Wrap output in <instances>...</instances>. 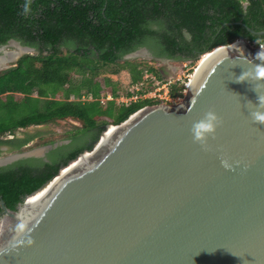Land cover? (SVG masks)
Instances as JSON below:
<instances>
[{
  "label": "water",
  "instance_id": "obj_1",
  "mask_svg": "<svg viewBox=\"0 0 264 264\" xmlns=\"http://www.w3.org/2000/svg\"><path fill=\"white\" fill-rule=\"evenodd\" d=\"M137 57L153 59L146 48L124 59ZM257 65L264 66V50L243 39L212 51L182 103L144 107L102 140L111 125L104 126L94 147L61 167L34 205L26 201L39 191L14 211L1 201L0 250L8 251L0 264H264V125L253 123L247 107L258 104L255 84L237 82ZM257 91L264 94V86ZM209 110L221 125L205 151L190 129ZM83 152L90 155L60 175ZM29 230L34 243L25 246Z\"/></svg>",
  "mask_w": 264,
  "mask_h": 264
},
{
  "label": "trees",
  "instance_id": "obj_2",
  "mask_svg": "<svg viewBox=\"0 0 264 264\" xmlns=\"http://www.w3.org/2000/svg\"><path fill=\"white\" fill-rule=\"evenodd\" d=\"M150 21H162L165 30H151ZM184 28L191 33L190 41L182 36ZM249 30L264 31V0H0V47L14 40L37 52L0 72V146L21 152L42 134L25 131L29 127L64 119L83 125L69 144L48 153V162L31 158L0 167V202L16 210L25 197L52 182L61 167L91 150L104 126L120 125L137 111L160 102L147 97L117 103L120 95L113 88L114 99L104 104L100 96L106 95H101L98 80L101 70L113 67L115 75L126 71L129 86L144 83L139 94L147 95L154 90L152 78L163 82L166 78L125 56L146 48L152 62L194 64L239 39L264 42V35ZM103 84L110 86V79L104 77ZM183 89L182 82L173 81L169 97H182ZM17 131L22 138L3 139Z\"/></svg>",
  "mask_w": 264,
  "mask_h": 264
},
{
  "label": "rangeland",
  "instance_id": "obj_3",
  "mask_svg": "<svg viewBox=\"0 0 264 264\" xmlns=\"http://www.w3.org/2000/svg\"><path fill=\"white\" fill-rule=\"evenodd\" d=\"M20 49V48H19ZM18 48H15L12 45H7L5 49L6 52L8 53H13V52H18L19 51ZM27 53V52H25ZM27 55H34L33 53H27ZM23 56V55H22ZM21 56V57H22ZM8 60V59H6ZM134 61H137L138 63H142L146 66L149 67H153L154 69L160 71L163 75L164 78L170 80L173 79L174 81L178 80L181 83V80L184 81L187 85L189 84L188 79L191 80L194 70L197 68L198 64L200 63V61L202 60V58L194 64H191L189 62L186 63H181V62H174V61H155L152 62L150 59L148 58H144V57H137L135 59H133ZM17 61L14 60L12 62H6L5 65H7L5 68L11 69L13 67L16 66ZM106 71L101 70L100 72V76L98 78V80L101 83V87H102V93L101 95H106V97L102 98V96H100V99L103 100V103L105 104L107 101L113 100L114 98L111 96V90L114 88L117 91V94L120 95V98L123 97V95H125L126 93H128V89L129 87V83H130V76L126 71H121L119 74H112L111 70L113 69V67H108L105 68ZM191 76V78H190ZM104 77H107L110 79L111 81V85L105 87L103 84V79ZM45 89H47V87H44ZM160 87L155 86L154 90L152 91L153 94H151L150 97H153V95H159L160 93L163 94L165 92L164 89H160L158 90ZM162 88V86H161ZM49 91H51V89H49ZM186 95V90L185 93H182V97H180L179 99H172L170 98V100L166 99L165 94H163L162 96V100H160V102L156 105L162 104V105H178L180 104ZM18 96V95H16ZM63 96V92L59 93L58 98ZM140 97V96H138ZM117 98V103H121L118 101H126L125 98L124 99H120ZM137 101V100H136ZM150 107V106H149ZM70 120V126H65L62 123L61 125H58L57 123L54 124H48L45 126H40V127H29L28 129H26L25 131L33 133L34 131H41L42 134L40 137L34 139L27 147H25L21 152H25V153H29L32 151L37 152L38 150H40L42 147L45 146H49L53 144H64V143H68L69 138L74 135V133H76L77 131L82 129V123L76 120ZM111 133V132H109ZM10 154V152H8ZM8 153H4L2 155H0L1 158H5L8 157ZM42 152H38L37 155L41 154ZM12 154V153H11ZM82 162V161H81ZM80 165V164H79ZM77 167V166H76Z\"/></svg>",
  "mask_w": 264,
  "mask_h": 264
},
{
  "label": "clouds",
  "instance_id": "obj_4",
  "mask_svg": "<svg viewBox=\"0 0 264 264\" xmlns=\"http://www.w3.org/2000/svg\"><path fill=\"white\" fill-rule=\"evenodd\" d=\"M25 11L27 12V7L25 8ZM148 26L151 30L156 32H162L165 30V25L162 21H150ZM181 33L184 40L190 41L192 39L191 33L186 28L182 29ZM260 55L261 54L258 53L257 57H259ZM247 72L238 77L237 82H242L245 79H250L255 84L254 90L258 93V104L254 106L251 102H249L247 104V107L249 109V116L253 123L264 125V94L257 91L258 87L264 86V66H255L253 69V75L251 77L246 76ZM242 77L245 78L242 79ZM220 125L221 121L214 111L209 110L205 112L201 119L195 121L192 124L190 134L192 136L193 142L199 144L203 150L207 151L208 140L210 138H215L216 129L220 127ZM221 165L226 170L232 169V164L229 163L228 159L222 158ZM29 233L30 230L29 232L24 233V235L22 236V242L25 246H31L34 243ZM7 251V249L0 250V254H5Z\"/></svg>",
  "mask_w": 264,
  "mask_h": 264
},
{
  "label": "built area",
  "instance_id": "obj_5",
  "mask_svg": "<svg viewBox=\"0 0 264 264\" xmlns=\"http://www.w3.org/2000/svg\"><path fill=\"white\" fill-rule=\"evenodd\" d=\"M248 44L250 45V47L252 48V49H255V50H264V42H248ZM205 56V55H204ZM203 56V57H204ZM202 57V58H203ZM147 74V73H146ZM150 76L147 74V76H146V80L149 78ZM190 78H191V76H190ZM152 80H154L155 81V83H154V87L155 86H157V87H160L158 90H162V89H164L165 90V92L163 93V94H165V97H166V99H167V97H168V99L170 100V97H169V94H168V92H169V88H170V86H171V84H172V82L174 81L173 79H170V80H168V79H166V81H159V80H156L155 78H152ZM190 81V79H188V82ZM181 82L183 83V86H184V89L182 90V93H184L185 92V90H186V83L184 82V81H182L181 80ZM145 86V84L144 83H140V84H137V85H132L131 87H129V89H128V93H133L134 95L132 96V97H130V98H128V97H126V95L125 96H123V97H121L120 99H124L125 98V100L126 101H118V102H121V103H124V104H128V103H130V102H132V101H136V100H138L139 98H159L160 100H162V96H163V94H159V95H153V97H150L151 96V94H153L152 92H150L149 94H147V95H143V96H141L140 94H139V92H140V90H141V88H143ZM161 86H162V88H161ZM138 96H140V97H138ZM177 99H179V98H177Z\"/></svg>",
  "mask_w": 264,
  "mask_h": 264
},
{
  "label": "bare ground",
  "instance_id": "obj_6",
  "mask_svg": "<svg viewBox=\"0 0 264 264\" xmlns=\"http://www.w3.org/2000/svg\"><path fill=\"white\" fill-rule=\"evenodd\" d=\"M247 46V45H246ZM19 49V48H18ZM20 49H22V48H20ZM3 52H4V55H2V56H0V69H2V68H4V67H6L7 65H5V63L7 62H12V61H14V60H16L20 55H22L21 54V51H18V52H13V53H9V54H6L5 55V53H6V51L5 50H3ZM25 52H27V50H25ZM16 55V56H15ZM5 56V57H4ZM13 56H15V58L13 57ZM207 55H205L203 58H202V60H204L205 59V57H206ZM9 58V59H8ZM6 59H8V60H6ZM202 60L200 61V63L202 62ZM199 63V64H200ZM199 64H198V66H199ZM5 65V66H4ZM198 66H197V68H198ZM197 68L195 69V70H197ZM194 70V71H195ZM193 77H194V73H193V76H192V78H191V80L189 81V84L187 85L186 84V93H187V91H188V88H189V86H190V83H191V81H192V79H193ZM185 93V92H184ZM183 93V94H184ZM183 102V101H182ZM181 102V103H182ZM115 130V127L113 126V125H111L110 127H109V129L106 131V135H105V138H103L102 140H104V139H106V137H108V135L110 134L109 132H111V131H114ZM104 136V135H103ZM42 152V149H40V150H38L37 152H35V154L37 155V153L38 152ZM88 155H90V154H88V153H86V154H83V156H80V158H79V160L80 161H83V157H88ZM14 157V156H13ZM13 157H11V158H13ZM10 158V159H11ZM8 160V159H7ZM6 159H3L2 160V163H5L6 161H7ZM75 165V164H74ZM72 166V167H70V168H67V169H65V170H62V172H61V174L60 175H64L65 173H68L69 171H71L70 169H73V167H76V166ZM45 190V189H44ZM44 191H39L38 193H36L35 195H32L31 197H29L28 199H27V201H26V205H28V206H31V205H34L37 201H39L41 198H42V196L44 195Z\"/></svg>",
  "mask_w": 264,
  "mask_h": 264
},
{
  "label": "flooded vegetation",
  "instance_id": "obj_7",
  "mask_svg": "<svg viewBox=\"0 0 264 264\" xmlns=\"http://www.w3.org/2000/svg\"><path fill=\"white\" fill-rule=\"evenodd\" d=\"M19 43V42H18ZM20 44V43H19ZM9 45V44H8ZM21 45V44H20ZM25 47V46H24ZM19 51H21V54L22 53H25V49H19ZM150 53V52H149ZM151 54V53H150ZM5 55H6V53H5ZM23 56H26V55H23ZM22 56V57H23ZM152 56V55H151ZM5 57V56H4ZM153 57V56H152ZM9 59V58H8ZM150 60H152V59H150ZM156 61H162L161 59L160 60H156ZM5 66V65H4ZM72 120V119H71ZM70 120L69 119H64V120H57L56 121V123L58 124V125H61L62 123L64 124V127L65 126H68V127H71L70 126ZM45 126V125H44ZM38 127H40V126H38ZM13 137H17V138H22L23 136H21V131H17V133L14 135V136H7V137H4L3 139H7V140H11V139H13ZM32 142V141H31ZM30 142V143H31ZM29 143V144H30ZM70 143V140L68 141V143L67 144H69ZM29 144H27L25 147H27ZM67 144H62V145H67ZM54 145V144H53ZM49 146H52V145H49ZM59 146H61V145H59ZM24 147V148H25ZM52 150V149H51ZM51 150H49V151H47L46 153H45V155L43 156V157H30V158H26V159H31V158H36V159H43L44 161H46V162H48L49 161V159L47 158V155H48V153L51 151ZM8 152H10V154L8 153ZM4 153H8L9 155H8V157H10V156H13V155H16V154H22V153H25V152H18V151H14V150H12L9 146H0V155H2V154H4ZM12 153V154H11ZM83 154H85V152H83L82 153V155ZM8 157H5V158H1L0 157V167H5V166H1V163H2V160L3 159H7ZM23 160V159H22ZM18 161H20V160H18ZM18 161H15V162H13L12 164H14V163H16V162H18ZM9 165H11V164H9ZM6 166H8V165H6Z\"/></svg>",
  "mask_w": 264,
  "mask_h": 264
},
{
  "label": "crops",
  "instance_id": "obj_8",
  "mask_svg": "<svg viewBox=\"0 0 264 264\" xmlns=\"http://www.w3.org/2000/svg\"><path fill=\"white\" fill-rule=\"evenodd\" d=\"M6 54H9L8 52H6ZM16 56V55H15ZM15 56H13L15 58Z\"/></svg>",
  "mask_w": 264,
  "mask_h": 264
}]
</instances>
